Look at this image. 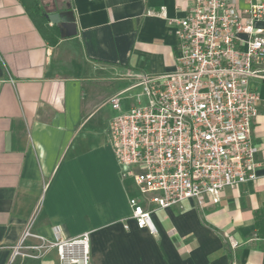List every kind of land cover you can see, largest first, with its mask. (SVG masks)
Wrapping results in <instances>:
<instances>
[{"label":"crops","instance_id":"obj_1","mask_svg":"<svg viewBox=\"0 0 264 264\" xmlns=\"http://www.w3.org/2000/svg\"><path fill=\"white\" fill-rule=\"evenodd\" d=\"M35 1L76 33L55 26L50 45L19 0H0V264L58 263L55 253L11 262L33 215V232L49 240L55 228L63 238L90 232V264H264V84L250 85L257 179L223 190L217 204L155 209L121 178L112 149V119L147 104L140 77L174 71L175 21L192 0ZM234 5L242 13L248 0ZM119 94L113 110L107 101ZM132 198L152 210L155 235L130 218Z\"/></svg>","mask_w":264,"mask_h":264},{"label":"built area","instance_id":"obj_2","mask_svg":"<svg viewBox=\"0 0 264 264\" xmlns=\"http://www.w3.org/2000/svg\"><path fill=\"white\" fill-rule=\"evenodd\" d=\"M235 0H192L177 26L174 71L140 77L147 104L114 117L111 145L122 179L129 178L155 209L193 201L198 209L217 204L225 189L257 179L252 125L264 84V3L248 0L240 13ZM119 95L107 103L119 109ZM130 218L156 234L152 210L129 199ZM36 215L12 247L16 258L39 261L55 253L57 264H90V232L46 239L33 232ZM230 248L236 247L229 242Z\"/></svg>","mask_w":264,"mask_h":264},{"label":"trees","instance_id":"obj_3","mask_svg":"<svg viewBox=\"0 0 264 264\" xmlns=\"http://www.w3.org/2000/svg\"><path fill=\"white\" fill-rule=\"evenodd\" d=\"M24 6L26 12L30 16L33 24L42 35V37L50 44L55 45L60 39L58 29L50 26L46 16L42 13L39 4L35 0H19Z\"/></svg>","mask_w":264,"mask_h":264},{"label":"water","instance_id":"obj_4","mask_svg":"<svg viewBox=\"0 0 264 264\" xmlns=\"http://www.w3.org/2000/svg\"><path fill=\"white\" fill-rule=\"evenodd\" d=\"M47 18L51 25H54L59 29L62 37L73 36L76 33L74 24L62 19L59 14L54 13L48 15Z\"/></svg>","mask_w":264,"mask_h":264},{"label":"rangeland","instance_id":"obj_5","mask_svg":"<svg viewBox=\"0 0 264 264\" xmlns=\"http://www.w3.org/2000/svg\"><path fill=\"white\" fill-rule=\"evenodd\" d=\"M139 93H141L139 90H132V91L130 92V95H134V96H136V95H138ZM134 98H135V97H134ZM144 102H145V101H144ZM104 113L109 114V107H108V106H104L103 108H101V110H100V112L97 114L96 118H97V117H100L99 115H103ZM110 114H111V112H110Z\"/></svg>","mask_w":264,"mask_h":264}]
</instances>
